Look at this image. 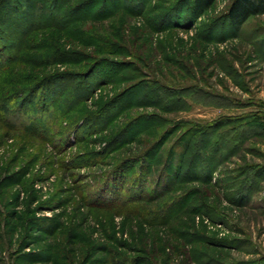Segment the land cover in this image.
<instances>
[{
	"label": "rangeland",
	"instance_id": "obj_1",
	"mask_svg": "<svg viewBox=\"0 0 264 264\" xmlns=\"http://www.w3.org/2000/svg\"><path fill=\"white\" fill-rule=\"evenodd\" d=\"M233 1L93 0L28 34L0 68V264H264V178L236 198L264 174V13L235 29Z\"/></svg>",
	"mask_w": 264,
	"mask_h": 264
},
{
	"label": "trees",
	"instance_id": "obj_2",
	"mask_svg": "<svg viewBox=\"0 0 264 264\" xmlns=\"http://www.w3.org/2000/svg\"><path fill=\"white\" fill-rule=\"evenodd\" d=\"M25 2V5H20L16 2V0H11L8 2V4L4 5V0H0V10L2 6L4 7V10L9 15L8 20H0L1 25L5 30L0 29V32H2L3 37H5L6 31H10L11 29L16 30L15 35H19L20 33V39L15 47V54H2L3 52H6L5 49H3L2 53L0 54V68L5 67L8 62L11 60V58L16 57V53L18 52L19 48L21 47V44L25 40V38L28 36L30 32L35 30L39 25H57L61 23V21H73L72 15L74 12H76L80 8H90L92 9V2L93 0L89 1H82L78 5V9L74 7L70 8L68 12H66L63 16L60 15V12L65 8L66 4L70 3L71 0H43L44 6L38 7V3L35 2L36 0H23ZM73 1V0H72ZM216 0H183L184 5H188L189 11L192 12L193 16L200 17L204 15V13L211 8ZM35 4V7H32ZM2 5V6H1ZM20 9L21 12H17V9ZM27 8L28 10L33 11L34 16L40 17L36 21L34 17L29 18L28 14L30 11L25 10ZM90 9V10H91ZM89 10V11H90ZM16 11V12H15ZM31 11V12H32ZM264 13V0H234L232 4L229 7L228 11V20L231 22V25L235 28L240 30L242 26L253 16H256L258 14ZM193 18V17H192ZM1 19V18H0ZM18 20V21H17ZM12 21H16L17 23H13ZM15 24L10 26L9 23ZM4 24V25H3ZM0 25V26H1ZM22 31V29H24ZM14 35V37H15ZM7 36V35H6ZM13 37V38H14ZM6 38V37H5ZM0 46L1 43H0ZM3 48H5L3 46ZM13 55V56H12ZM252 126V127H250ZM255 124L248 125V128H254ZM259 128H264L263 125H260ZM213 129V127L211 128ZM255 129V128H254ZM233 131V130H232ZM235 132V130L233 131ZM210 134L209 132H207ZM207 134V135H208ZM204 136V135H203ZM235 148V147H234ZM231 153V152H230ZM227 157V156H226ZM214 173V172H212ZM263 173L256 171V173L253 174V176L247 178L244 177L242 184L236 194V198H241L244 196H249L251 190L253 188H256V181L258 183V180H261L264 178ZM178 181V179H177ZM259 184V183H258ZM259 186V185H258ZM257 186V187H258Z\"/></svg>",
	"mask_w": 264,
	"mask_h": 264
}]
</instances>
